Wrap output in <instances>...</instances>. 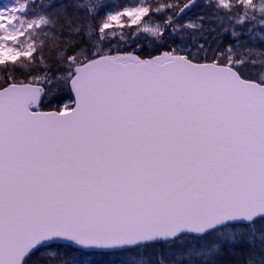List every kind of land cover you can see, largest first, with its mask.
Wrapping results in <instances>:
<instances>
[{
    "label": "snow or ice",
    "instance_id": "snow-or-ice-1",
    "mask_svg": "<svg viewBox=\"0 0 264 264\" xmlns=\"http://www.w3.org/2000/svg\"><path fill=\"white\" fill-rule=\"evenodd\" d=\"M0 264H264V0L0 3Z\"/></svg>",
    "mask_w": 264,
    "mask_h": 264
},
{
    "label": "trees",
    "instance_id": "trees-1",
    "mask_svg": "<svg viewBox=\"0 0 264 264\" xmlns=\"http://www.w3.org/2000/svg\"><path fill=\"white\" fill-rule=\"evenodd\" d=\"M150 252H151V255L154 257V256H155V251L150 250ZM95 259H96V260H99L100 258L97 257V258H95ZM111 259H113V260H115V259L124 260L125 258H124V257H119V258H117V257H112Z\"/></svg>",
    "mask_w": 264,
    "mask_h": 264
},
{
    "label": "rangeland",
    "instance_id": "rangeland-1",
    "mask_svg": "<svg viewBox=\"0 0 264 264\" xmlns=\"http://www.w3.org/2000/svg\"><path fill=\"white\" fill-rule=\"evenodd\" d=\"M4 2H7V0H0V3H4Z\"/></svg>",
    "mask_w": 264,
    "mask_h": 264
}]
</instances>
